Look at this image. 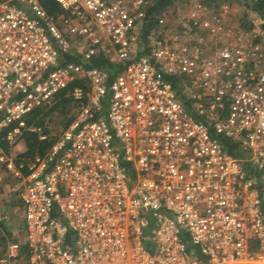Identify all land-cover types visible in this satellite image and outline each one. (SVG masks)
Segmentation results:
<instances>
[{
	"label": "built area",
	"instance_id": "1",
	"mask_svg": "<svg viewBox=\"0 0 264 264\" xmlns=\"http://www.w3.org/2000/svg\"><path fill=\"white\" fill-rule=\"evenodd\" d=\"M56 2L62 28L41 0H0V139L9 144L0 143V183L6 173L23 182L25 234L0 264H264V69L254 53L194 39L175 46L154 31L166 14L144 41L147 0ZM62 52L81 61L60 63ZM100 53L124 63L111 80L90 63ZM165 73L186 78L206 121ZM78 79L89 103L45 155L19 158L24 129L45 137L27 127L29 115ZM209 123L242 154L228 153Z\"/></svg>",
	"mask_w": 264,
	"mask_h": 264
},
{
	"label": "rangeland",
	"instance_id": "2",
	"mask_svg": "<svg viewBox=\"0 0 264 264\" xmlns=\"http://www.w3.org/2000/svg\"><path fill=\"white\" fill-rule=\"evenodd\" d=\"M167 19V26L156 28V34L167 42L176 46L182 42L194 39L202 42L206 49L217 45L242 44L254 53L260 69H264V8L255 10L253 3L245 0L215 3L210 0H176ZM208 1H210L208 3ZM192 14L211 20L210 27L194 26L191 22ZM112 72L114 67L110 68ZM187 90V88L185 89ZM57 114V113H56ZM49 116L47 126L50 130H60L61 116ZM25 150L23 141L18 142L13 152L20 153ZM22 180H18L10 173H6L0 183V253L12 243H19L25 239L23 231V214L20 200Z\"/></svg>",
	"mask_w": 264,
	"mask_h": 264
},
{
	"label": "trees",
	"instance_id": "3",
	"mask_svg": "<svg viewBox=\"0 0 264 264\" xmlns=\"http://www.w3.org/2000/svg\"><path fill=\"white\" fill-rule=\"evenodd\" d=\"M215 3V6L219 3L224 2H233L235 0H210ZM208 1V3L210 2ZM217 1V3L215 2ZM253 3V7L255 10H262L264 8V0H245ZM147 8L145 12V16L143 18L139 35L145 41L149 33L155 27V18L160 14H166L169 17L172 14H175L171 11L174 8L176 0H147ZM42 6L45 8L47 14L54 18L58 25L62 28V19L64 11L60 8L59 4L56 0H41ZM62 16V17H61ZM264 15L262 16V18ZM264 30V24L262 25ZM79 62L80 57L76 54L62 52L60 56V63L66 62ZM90 63L92 65H96L100 68L105 69L109 72V80L113 78V76L119 72L123 66V62L112 61L109 56L104 53H100L94 56ZM114 67L115 70L112 72L110 69ZM167 79H169L173 86L178 90V93L183 98L185 105L187 108L194 113V115L199 119L206 121L207 118L205 115L199 113L193 105V99L188 95L185 90L188 86L186 78L181 75H175L170 73L164 74ZM79 86L83 88V96L80 99H75L71 95V91L74 87ZM89 85L86 80L78 79L69 83L65 88L61 89L57 95L56 99L52 105L44 108H36L27 118V127L29 126H40L42 128V134H45L44 138L40 137V134L36 131H31L29 129H24L22 134V141L25 146V150L19 154L21 158L25 160L31 159L36 155H45L58 140L59 136L62 132L69 126L72 120L76 117L77 113L84 108L89 103ZM105 102L103 103V105ZM94 113L96 110L94 109ZM57 113V114H56ZM59 115L61 116L59 123L62 124L60 130H50L47 126V118L51 115ZM95 115V114H94ZM96 116V115H95ZM210 131L212 135L216 136L222 143L223 148L232 155H241L242 152L237 143L233 142L230 138L217 134L215 130V125L213 123H209ZM7 130H5L2 134L4 135ZM0 143L3 147L8 148L9 144L4 139H0ZM194 253L199 256L198 252L194 249Z\"/></svg>",
	"mask_w": 264,
	"mask_h": 264
},
{
	"label": "crops",
	"instance_id": "4",
	"mask_svg": "<svg viewBox=\"0 0 264 264\" xmlns=\"http://www.w3.org/2000/svg\"><path fill=\"white\" fill-rule=\"evenodd\" d=\"M24 241V240H23Z\"/></svg>",
	"mask_w": 264,
	"mask_h": 264
}]
</instances>
